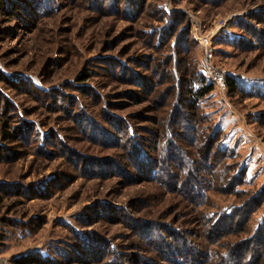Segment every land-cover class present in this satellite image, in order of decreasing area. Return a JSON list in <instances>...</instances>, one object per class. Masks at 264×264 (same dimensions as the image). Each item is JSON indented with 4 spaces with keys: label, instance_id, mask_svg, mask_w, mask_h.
Instances as JSON below:
<instances>
[{
    "label": "rangeland",
    "instance_id": "374dc122",
    "mask_svg": "<svg viewBox=\"0 0 264 264\" xmlns=\"http://www.w3.org/2000/svg\"><path fill=\"white\" fill-rule=\"evenodd\" d=\"M6 3L0 264H253L264 0ZM204 37L235 92L203 73Z\"/></svg>",
    "mask_w": 264,
    "mask_h": 264
},
{
    "label": "trees",
    "instance_id": "16d2710c",
    "mask_svg": "<svg viewBox=\"0 0 264 264\" xmlns=\"http://www.w3.org/2000/svg\"><path fill=\"white\" fill-rule=\"evenodd\" d=\"M6 2H7V0H0V13L2 12L3 8L5 7V5L7 4ZM84 75L85 74H83V73L81 74V76L82 77H85V79L86 78H89V77H86L87 75H85V76ZM85 79H83V80H85ZM226 88H228L229 92H231V93H233V92L236 91L235 83H234V81L232 79L228 78L226 80ZM212 89H213L212 88V84L209 85L206 88H204V87L201 86L200 88H196V90H193V89H190V88L189 89H186V91H185V98L183 99V101H184L185 105L187 107H189V109L194 110L195 105H196L195 104L196 101L199 100L200 98H202L203 96H205L206 94H208L209 92H211ZM15 136H16V133L15 132L13 134H4V137L6 139H14V138H16ZM0 148H1V145H0ZM214 155H215L214 157L218 156L217 153L214 154ZM263 200H264V197H261L260 199L256 200L254 204L248 205V207L245 209L246 211H245L244 218L246 217V213L247 212H250L253 209L254 205L255 206L259 205L260 202L263 201ZM233 217L234 216H230V218L228 219L229 222H228V220L227 221L224 220V221H226L225 223H227V225H229V230L230 231L232 230L231 227L233 226V221H234L232 219ZM221 223H223V222H221ZM222 229H224V226H222ZM257 233H256L255 236L247 239L248 241L249 240H252V242L257 243V248L255 249L257 256L254 257L252 260L250 258L249 261L250 262L252 261L253 264H254V262L257 260V263L255 262L256 264H259V263L262 264L261 261L264 259V226ZM237 247H238V245H237ZM232 254H233L232 260L234 259V263L235 264H240V261L239 260L242 259L241 258L243 256L242 255V252H240V251L237 252V249H235V252H232ZM258 254H260V255H258ZM225 256H226L225 257L226 261L230 262L231 256L230 257L227 256V255H225ZM34 261H36V260L33 259V260L29 261V262H33L34 263ZM33 263H31V264H33Z\"/></svg>",
    "mask_w": 264,
    "mask_h": 264
},
{
    "label": "built area",
    "instance_id": "2783aa9c",
    "mask_svg": "<svg viewBox=\"0 0 264 264\" xmlns=\"http://www.w3.org/2000/svg\"><path fill=\"white\" fill-rule=\"evenodd\" d=\"M200 43L204 48V56L206 58V63L203 69V73L206 74V76L214 83L216 88L225 91L226 90V81L221 73L216 71L211 64L209 65V62L212 57V50L210 48V38L204 37L200 39ZM6 264V263H4Z\"/></svg>",
    "mask_w": 264,
    "mask_h": 264
}]
</instances>
